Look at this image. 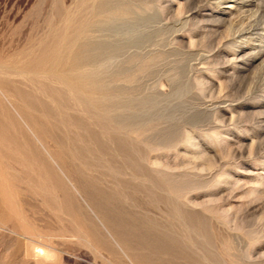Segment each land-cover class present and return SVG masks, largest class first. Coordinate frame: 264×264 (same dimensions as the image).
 Returning <instances> with one entry per match:
<instances>
[{
    "label": "rangeland",
    "instance_id": "1",
    "mask_svg": "<svg viewBox=\"0 0 264 264\" xmlns=\"http://www.w3.org/2000/svg\"><path fill=\"white\" fill-rule=\"evenodd\" d=\"M236 1L0 0V264H264V0Z\"/></svg>",
    "mask_w": 264,
    "mask_h": 264
},
{
    "label": "bare ground",
    "instance_id": "2",
    "mask_svg": "<svg viewBox=\"0 0 264 264\" xmlns=\"http://www.w3.org/2000/svg\"><path fill=\"white\" fill-rule=\"evenodd\" d=\"M233 1H234V3L237 2L236 0H233ZM244 1H246L245 3H251V2H249V1H251V0H243V2H244ZM256 1H257V3L255 2V3H256V6H257V8L260 9V8H261V7H260V2H261V0H256ZM214 2H215V1H214ZM222 2H223V1H222ZM241 2H242V1H241ZM234 3H233V4H230V5L228 6L229 10L232 9V8H233V9H234V8H236V9L238 8L239 11H240L241 9H244V5H242V6H241V4H237V5H235ZM253 3H254V2H253ZM245 8H246V7H245ZM259 9H258V10H259ZM249 10H250V9H249ZM252 10H254V9H252ZM255 10H256V9H255ZM258 10L256 11L257 13H258ZM256 12L254 11V13H256ZM261 13H262V12H259V14H261ZM224 14H225V13H224ZM230 14H231V13H230ZM242 14H243V13H242ZM228 15H229V14H228ZM233 15H234V14H233ZM239 15H240V13H239ZM243 15H244V14H243ZM262 15H263V14H262ZM234 16H236V15H234ZM214 17H215V16H214ZM254 17H256V16L254 15ZM230 18H231V17H230ZM257 18H259V17L257 16ZM260 18H261V17H260ZM218 19H219V18H218ZM228 19H229V18H228ZM231 19H232V18H231ZM225 20H227V19H225ZM258 20H259V19H258ZM251 22H252V21H251ZM254 22H255V21H254ZM259 22H260V24H261V21H259ZM225 23H226V22H225ZM255 23H256V22H255ZM248 24H249V23H248ZM243 25H244V24H243ZM250 25H251V24H250ZM254 25H255V24H254ZM262 25H263V23H262ZM245 26H247V25H245ZM257 26H258V24H257ZM263 32H264V26L259 27V28H258V27H257V28H255V27H251V28H247V29H245V30L243 29V30L239 31L238 36H239V37H242V36H245V35H251V36H252V35H254V34H261V35H262ZM231 37H232V36H231ZM231 37H229V38L231 39ZM236 37H237V36H236ZM260 37H261V36H260ZM244 38H245V37H244ZM242 39H243V38H242ZM246 39H247V38H246ZM227 40H228V39H227ZM251 41H252V40H251ZM252 42H253V41H252ZM230 43H231V42H230ZM232 44H233V43H232ZM263 44H264V43H263ZM261 46H262V45H261ZM230 48H231V47H230ZM230 48H229V49H230ZM261 50H262V51H261V55H262V54L264 53V45H263V49H261ZM234 51H236V49H235ZM257 51H258V50H257ZM255 52H256V51H255ZM233 53H234V52H233ZM240 53H241V52H240ZM245 53H246V52H245ZM256 54H257V53H256ZM83 55H84V54H83ZM246 55H247V53H246ZM85 57H86V56H85ZM234 58H238L237 54H236V57H234ZM239 58H240V57H239ZM244 58H245V57H244ZM82 59H83V57H82ZM257 59H258V58H257ZM231 60H232V59H231ZM243 60H244V59H243ZM73 61H74V60H73ZM83 62H86V61H83ZM232 62H234V61H232ZM237 62H238V61H237ZM80 64L82 65V63H80ZM229 64H230V63H229ZM236 64H237V63H236ZM236 64H235V65H236ZM251 64H252V61H251ZM84 65H85V63H84ZM84 65H83V66H84ZM86 65H88V64H86ZM86 65H85V66H86ZM262 65H263V64H262ZM83 66H82V67H83ZM79 67L81 68L80 65H79ZM89 67H90V66H89ZM75 68H76V67H75ZM83 68H84V67H83ZM238 68H239V67H238ZM240 68H241V67H240ZM85 69H86V68H85ZM87 69H88L89 71H91V72H92V70H93V69L91 70V69H89V68H87ZM247 69H248V68H247ZM247 69H246V70H247ZM80 70H81V69H80ZM82 70H83V69H82ZM82 70H81V71H82ZM88 70H87V71H88ZM238 70H239V69H238ZM240 70H241V69H240ZM89 71H88V73H89ZM78 72H79V71H78ZM84 72H85V71H84ZM91 72H90V73H91ZM235 72H236V71H235ZM80 73H81V72H80ZM85 73L88 74L87 72H85ZM85 73H84V74H85ZM90 73H89V74H90ZM82 74H83V73H81V76H82ZM91 74H92V73H91ZM91 74L88 75V78L90 77V80H92L91 78H93V76L96 75V74H93V76L91 77ZM79 76H80V75H79ZM79 76L77 75V77H79ZM235 76H236V75H235ZM82 77H83V78H84V77L86 78L87 75H86V76L84 75V76H82ZM94 77H95V76H94ZM80 78H81V77H80ZM95 78H96V77H95ZM80 80H82V79H80ZM87 81H88V79H87ZM92 81L95 82L94 80H92ZM89 83H90V82H89ZM90 84H91V83H90ZM96 84H97V83H96ZM201 84H202V83H201ZM89 86H90V85H89ZM92 86H96V85L93 84V85H91V87H92ZM92 89L95 90V87H92ZM95 98H96V97H95ZM95 100H97V99H94V101H95ZM100 102H101V101H100ZM100 102H99V103H100ZM99 105H100V104H99ZM103 106H104V105H103ZM98 108H99V107H98ZM104 108H105V107H104ZM99 109H100V108H99ZM100 112H101V111H100ZM102 114H103V113H102ZM110 117H111V116H110ZM113 119H114V118H113ZM141 134H142V133H141ZM139 135H140V134H139ZM40 247H41V246H40ZM35 248H37V247H35ZM37 250H38V249H37ZM51 252H52V250H51ZM51 252H49V250L47 251V250H45V249H44V250H39V255L42 254V257H44V256H45V257H47V256L49 257ZM36 253H37V252H36ZM37 254H38V253H37ZM37 254H36V256H37ZM54 256H55V255H54ZM40 257H41V255H40ZM45 257H44V258H45ZM52 257H53V255H52ZM44 258H43V259H44ZM50 258H51V257H50ZM50 258H49V259H50ZM47 260H48V259H47Z\"/></svg>",
    "mask_w": 264,
    "mask_h": 264
}]
</instances>
